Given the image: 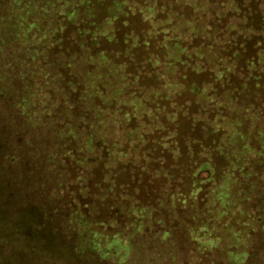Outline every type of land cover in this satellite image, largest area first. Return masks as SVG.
<instances>
[{"label": "trees", "instance_id": "1", "mask_svg": "<svg viewBox=\"0 0 264 264\" xmlns=\"http://www.w3.org/2000/svg\"><path fill=\"white\" fill-rule=\"evenodd\" d=\"M140 1L145 3L143 8ZM88 3V0H21L22 6L19 7L14 0L13 5L17 6L14 11L11 10L12 5L6 10L0 6V98L9 93L15 95L14 98H20L18 106L10 107L16 110L15 113L12 109L5 110L6 104L2 101V105L0 100V221L9 227L11 235L17 233L20 231L18 228L12 229L13 224L19 226L17 222L13 223L15 217L19 215L17 217L26 220L28 215L23 212L27 207H42L44 196L48 194L51 199L56 198L54 205L49 203L53 210L39 211L41 218H37L38 221H32L30 217L22 224L25 226L22 231H35L34 238L29 233L24 237L28 240L33 238L29 242L42 248L50 245L65 247L77 257H86L93 252L94 257L103 260V255L110 249L120 250L136 241L137 244L142 242L149 246L189 251L192 234L198 232L200 239L193 241L201 260L195 264H264V42L248 27L234 30L231 24L233 16L230 15L235 12L237 21H240L242 10L251 9L233 0H197L194 6L187 5L183 9L181 0H135L139 6L137 17L143 19L141 12L145 13L144 19L151 17L155 34L151 36L147 32L138 35L135 30L134 35L129 36L130 42L126 38L127 45L119 44L107 50L102 42L107 40L111 43L107 27L115 17H109L110 21L106 23L108 15L104 12L103 19H95ZM115 3L120 10L125 6L127 12H136L134 2L132 6L127 0ZM157 9L162 12L160 19L154 16L158 13ZM193 9L199 11V15L196 16ZM214 19L217 23L221 21L230 33L238 32L241 36V32H245L242 35L245 43L254 42L252 49L244 50L240 44L233 54L227 55L226 66H222L221 59L215 56V46L219 48L220 39L227 35L218 37L219 24ZM67 20L75 27L72 36L78 40L89 38L88 43L75 41L79 51L74 52L72 57L81 60L86 69L84 67L79 72L80 76L73 77L71 114L64 110L65 93L62 90L59 92L58 80L55 75L47 74L45 83H48L47 79L50 81L51 90L57 97L53 99L56 100L57 111L53 117L54 125H51L55 132L51 136L56 137L59 149L70 140L67 157L72 159L75 172L77 165H82V175L88 179L80 190L85 197L87 193L90 197L99 194V202L95 205L86 203L83 207L73 198L67 202L66 199L72 197L75 191L60 195L59 190L67 192L70 185L74 189L73 180L62 181L60 189L54 190L46 178L32 180L31 174L26 171L25 177L14 181L18 188L29 190L26 191L29 193V204L27 207L11 205L6 208L3 188L7 184L1 181L7 175L6 171L12 168V175H21L19 161L26 158L28 163L31 156L36 168L42 166L39 149L44 151V147L34 151L20 149L16 141L19 131L14 117L44 113V105H39L37 109L31 103L37 95L40 81L32 82L35 88L29 82L35 69L43 72V64H39L51 50L47 44L57 39L55 35L64 29L63 21ZM230 41L231 37L227 36V45ZM135 47L136 51L143 52L141 57H132V52L129 54L130 48ZM44 50H47L45 55ZM244 57L246 63L241 83H227L230 90L218 92L219 103H216L214 87L217 89V83L221 84L225 76L234 70L233 62H241ZM125 58L129 60L124 61ZM33 60L38 62L29 64ZM195 76L207 80L206 84L192 82ZM20 80L26 83L20 84ZM113 88H117L118 96H115ZM44 93L43 98L49 94L47 91ZM175 95L181 99L176 104L171 100ZM35 99L37 104L43 103L38 95ZM26 101L27 108L23 110ZM123 106L126 108L122 109ZM209 106L216 113L212 119L206 120V108L207 114L212 113ZM6 126L16 129L10 138L3 133ZM210 132L218 137L226 157H229V136L238 140L244 155L250 152L252 157V162L237 158L236 167L239 168L227 172L226 183L222 174L226 175L228 166L222 172L217 152L214 153L210 143ZM147 137L151 138L146 140ZM52 149H58V146L54 145ZM66 154L63 153V156ZM153 155L169 156L175 161L173 166L163 171L165 181L158 186L147 182V176L154 174L152 179L159 177L163 164H160L159 170L146 166L147 162L142 164ZM253 163L258 169H253ZM97 166L101 176L94 183L91 171ZM52 167L49 165L47 171L51 173ZM201 170L209 173L205 180L196 177ZM176 174L180 176L179 183ZM181 179L184 181L181 182ZM201 190L208 195V200L203 203L205 211L194 207L188 216L165 217L159 214L164 202H168L171 209L175 208L172 203L178 197L181 206L184 203L187 206L186 201H196L195 197ZM244 192H248L250 212L240 229L229 216L228 206L231 198ZM35 196L40 199H35ZM210 205L212 208H209ZM81 208H88V213L84 214ZM7 209L12 213L8 217ZM97 209H100L99 213L95 212ZM50 213L56 220H52ZM93 213L99 214L93 219L106 217L108 221L114 218L116 223L127 221L129 226L138 227L135 232L134 229L116 231L115 226L112 227L114 224H107V232L103 235L90 228L85 235L83 230L87 229L88 217L92 218ZM98 225H104V222L100 221ZM141 230V234H136ZM137 237L139 240H136ZM180 238L184 239L182 243ZM0 242L2 247L6 243Z\"/></svg>", "mask_w": 264, "mask_h": 264}, {"label": "rangeland", "instance_id": "2", "mask_svg": "<svg viewBox=\"0 0 264 264\" xmlns=\"http://www.w3.org/2000/svg\"><path fill=\"white\" fill-rule=\"evenodd\" d=\"M80 1H84V0H80ZM103 1L105 2V5L104 3L102 4ZM116 1L117 0H88L89 3L87 6L93 10V15L95 19L96 17L99 18V20L103 19L104 12H106L108 15V18L105 19L106 23L110 21L109 17H113V18L115 17L114 19L112 18L113 20H111V22H108V24L109 23L110 24L107 27L109 29L107 32V35H110V37L112 38V41L111 43H109V41L107 40L102 42V46L104 45L105 49L110 50L119 44L120 45L125 44L126 38L128 39L126 41L130 42L131 39L129 36L130 35L132 36V34L134 35L135 30H136V34L138 35L147 34V32H149L151 36L155 34V27L150 21L151 17H149L148 19H144L145 13L143 12H141L142 13L141 17L143 19L140 20L139 17H137V15H139L138 14L139 6L135 3V0H127L129 2V6H132L131 4L132 2H134L135 4L133 5V9L135 7L136 12H132V14L131 12L126 11L125 6L122 7V9L120 10L118 3L117 4L115 3ZM196 1L197 0H181L180 4L183 9L187 5L194 6ZM233 1H235V3L241 6H247L251 9V10L243 9L244 11L242 10V15H241L242 19H240V21H237L238 18L235 12L230 13V15L233 16L231 24L234 30L236 29L237 31L238 29H241L243 27H248L247 29H249L251 32L257 33L261 38H263V42H264V0H233ZM13 2L14 0H0V6L1 8H4V10H6L7 7L12 5L13 7L11 8L12 11H14L15 10L14 8H16L17 6L19 7L22 6L20 5L21 0H17V6L13 5ZM111 3L112 5H110ZM140 4H143V1H140ZM109 5L110 7H108ZM144 5L145 3L142 5L141 8H143ZM235 6L237 7L236 4ZM157 12L158 13H155L154 16L159 19L162 18L160 16L162 12L159 13L158 9H157ZM193 12L196 13V16L199 15V11L195 12V9H193ZM167 18L169 19V17ZM214 21L215 23H217V20L214 19ZM63 22H64L63 24L64 29L60 30L59 34L55 35L57 39H55L54 42L47 44L49 49L51 50L43 51V55H45V52L47 51L46 57H44L40 61L39 65L41 66L43 64L45 71L43 70V72L40 73V71L35 69V73L31 74L32 79L29 82L30 86L32 88H35L32 82L36 83L40 81L39 85L37 86L38 88L37 95L43 101V103L41 104L36 103L35 98L37 97V95H35L32 98L33 102L31 103L35 104L36 106L34 107H37V109L39 105H44V108H45L44 113H38L37 115L30 113L29 117H26V116H15L14 117V120L17 125L16 129L17 131H19V134L16 140L18 142L19 148L22 150L28 149V150L34 151L37 148H40L42 146L44 147V151L41 150L42 148L39 149L42 152V155H41L42 161H40L42 163V166L39 169L36 168L34 166L35 165V161L33 160L34 158L33 156H31L30 157L31 159L30 161H28V163L26 162L27 160L26 158H22V162L19 161V163L21 164L20 169H19L21 175L19 174L17 176L12 175L10 172L12 168L6 171L7 175L5 177L3 176L1 179L2 182L7 184V186L3 188L4 190L3 194L5 195V198H6V203H5L7 205L6 208H8V206H11V205H14V206L19 205L21 207H27V205L29 204L28 203L29 193L26 192L29 190L18 188L15 182V181H18V179H20L21 177H25L24 172L26 171L31 174L32 180L34 178H37L38 180H40L41 178H46V182L48 181L50 187H53L54 190L57 188L60 189L59 183H61L62 181L65 180L66 182H68L70 180H73V184H75L74 189H72V186L70 185L69 190H67V192H63V191L61 192V190H59L60 195H62V193L69 194L70 192L72 193L75 191V194L72 197L69 196L66 199L67 202H69V199L71 201L72 200L71 198H73L74 202L76 203L80 202L81 207H83L86 203H89V205L91 204L95 205L96 203L99 202L98 201L99 194H97L98 195L97 197L95 195H92L90 197V195H88L87 193V196L85 197L83 195L84 194L83 191L80 190L84 186V184L87 182L88 179H84V174L82 175V165L81 164L77 165V170L75 172V169H74L75 165L72 159L70 157H67L66 149L70 148L69 147L70 140L68 139L67 142L64 144L65 150L64 148L59 149L60 147H59V143L56 137L51 136L52 133L55 132L54 128H51V125H54V123L52 124L53 117H54V113L57 111L56 100L54 101L53 99H57V97L56 95H54V92L51 90L50 81L47 79L48 83H45L47 74L48 76L55 75V79L58 80V83H59L58 86L60 87L59 92L62 90L65 93L63 94V96H65L64 110H68L69 114H71L70 106L72 103H74L73 100L70 101L72 97L71 96L72 95L71 94L72 80H73L74 75L80 76L79 72L83 71L84 67L86 69V66L82 65L81 60L77 58L76 59L72 58L73 53L76 51H79V45L76 46L75 44V41H77L79 38L77 39L76 36H72L74 35L73 33L75 32V27L71 25L70 20L63 21ZM220 22L221 21L217 23L219 24L218 25L219 31L216 30L218 32L217 34L218 37L222 38V35L225 34V36L227 35L228 37H231V41L227 45V36L223 39H220V42H219V44H221L220 47L218 48V45L215 46L216 52H217L215 53V56H217L218 59H221L222 66H226L225 61L227 60V55L233 54L234 51L238 49L240 44L244 46V50H248L249 48L252 49V47L254 46V42L245 43L246 40L242 38V35H244L245 32H241V36L237 34L238 32L230 33L228 31V28L222 25ZM72 23H75V22L72 21ZM60 24H61V21H60ZM182 28L184 29V25L182 26ZM141 30H144V32L141 33ZM163 32H166V30L165 31L163 30ZM215 39L217 40L216 35H215ZM88 40L89 38L87 37L86 40L82 39L78 41L88 43ZM170 40L171 39H169V41ZM132 43L134 44V41ZM136 48L137 47L132 48V49L130 48L129 54L131 55V52H132V57H134L133 55H137L138 57L139 56L141 57L143 55V52L141 50L136 51ZM37 50L39 51V49ZM56 56L57 58H55ZM128 60L129 59L125 58L124 61H128ZM245 60L246 59L244 57L241 62H233V65H235L233 66L234 70L230 72V74H227L225 76L226 79L221 84L217 83V89L216 87H214L216 103H219L218 92L220 91H221L220 93L226 92L227 89L230 90L229 89L230 85H235V84L239 85L241 83L242 81L241 75L243 74V65L246 63V62L244 63ZM37 62H38L37 60H33L29 64L35 65ZM198 81H200L202 85V84H206L207 80H204L201 77L199 78L198 76H195L194 78H192V82L198 84L197 83ZM19 83L24 85V83L26 82L23 83L20 80ZM227 83L230 84L228 88H227ZM231 90L235 92V89L233 86H231ZM45 91H47V93L49 94H47L46 97L43 98L44 97L43 93ZM113 91H114L115 96H118L117 88L116 89L113 88ZM102 93L103 92L101 91V94ZM202 94H204V91H202ZM199 96L202 97L201 95ZM14 97L15 95L9 93V95L5 94L3 98H0L1 104H2V101L6 104L7 108H5V110L8 111L9 109H12L13 113H15L16 110L10 107H12L13 105L18 106L17 103L20 100L19 97H16V98ZM171 100L174 101L173 103L176 104V101L177 103H179L181 99H180V96L175 95ZM27 103L28 102L26 101V104L23 107V110L27 108L26 107ZM209 107L212 113L207 114L208 111L206 108V114H205L206 120L208 118L212 119L214 113H216L211 109L212 106H209ZM125 108H126L125 106L122 107V109H125ZM21 110H19L20 113H21ZM23 118L27 120H23ZM6 127L7 128H5L3 133L7 134V138H10L12 137V134L16 129L12 130L10 126H6ZM8 129H9V133H8ZM27 133L29 134V136ZM149 138L151 137H147L145 139L149 140ZM244 138H246V140L248 141L247 136H244ZM13 140L14 139H12V141ZM210 143L212 147H214L213 148L214 153L217 152L216 158L220 164V168L222 167V172H224L226 170V167L228 166V170L225 171L226 175L222 174V177L224 176L225 183H226V178L229 177L227 172L231 173V172L236 171L237 168H239V166L236 167L238 165L237 160H242L244 162H247V161L252 162V157L250 155V152L244 155L241 149V145L239 144L238 140L233 136L228 137L229 157H226L227 155L224 149L222 148V146L220 145L218 141V137L211 132H210ZM248 143L250 142L248 141ZM54 145H57L58 149H52ZM147 147L149 151L151 152L150 146L147 145ZM50 150H52L51 153H50ZM63 153H65L66 155L63 156ZM58 154H61V156L57 157ZM50 156L54 158L50 159L51 158ZM146 162H147L146 166L147 165L150 166L151 169L153 168V170H159L160 164H163L162 172H160L159 177H157L156 179H152L154 174L147 176V182L154 183V185L156 186H158V184L162 185V183L165 181V177L163 176L162 173L165 172L166 168H169L170 165L173 166L172 163L175 164L174 158L173 159L169 158V156L160 157V156L153 155V158L151 159L149 158V161L146 159L144 163L142 164L144 165ZM49 165L53 166L51 168V173L47 171V168ZM252 167L254 170L258 169L255 163L252 164ZM91 174L94 176L93 181L95 183L98 177L101 176L99 172V166H97L94 170H92ZM208 174L209 173L207 170H201L196 173V177L198 180H205L208 177ZM179 179H180L179 174H176V180H179ZM183 181L184 179H181V182ZM34 182L36 183V181ZM179 182L180 180L178 181V183ZM14 185L16 186L14 187ZM206 186H204L205 189H207ZM0 193L2 192L0 191ZM207 197L208 195H206L204 190H201L195 197L196 201H192L189 203L188 201H186L187 206H185V203L183 204V206H181L178 200L180 198L177 197V200H175L174 203H172V205H175L174 206L175 208L171 209L170 205H168V202H164L163 207H160L159 214L165 217L167 216L176 217L179 215L188 216L189 211L195 209L194 207H197V208L199 207L200 210L202 209V211H205V209H203L204 208L203 203H205L206 200H208ZM34 198L40 199L38 196H35ZM44 198L51 199L52 196L46 194ZM150 198L151 196L148 199ZM45 199H43V202L45 204L40 205L42 207H36L34 209L27 207V209L23 212L25 215H28L26 220H23L17 217L19 215L15 217V221L13 223L17 222L19 226H17L16 224H13L12 229L18 228L20 231H18L17 233L13 232L11 235V230L9 229V227L7 225H4V223L0 221V241L6 242L3 247L1 246V242H0V264H195V263H199V261L201 260L199 257V253L196 251L198 250V247L196 246V242L193 241V239L201 237V235H199L198 232H194L192 234L193 239L191 240V246H190L189 251L188 250L178 251V250H173V249L155 247L151 245L149 246V245L143 244L142 242L137 244L136 243L137 241H136L134 243H129V245L126 247H122L121 249L119 248L120 250L110 249L109 252H106L107 254L103 255L104 256L103 260L97 258L98 256L94 257L93 252H89L88 256L86 257H81V256L77 257L76 254H74L71 250H68L65 247L56 248L55 245H50V246L42 248L39 245H34L30 243L29 241H32V239L34 238L33 236H35V231L32 229L30 231H22V227L25 228V226H22V224L28 222L30 217L31 219H33L32 221H36L37 218L39 217L41 218V216H39L38 214L39 211L43 212L45 209H47L48 211L53 210V206H50L49 203L50 202L55 203L56 198L54 197L50 201H47ZM248 202H249L248 192H244L243 194L236 196V198H231L229 200L228 208L230 209V211L228 212V214L231 217V219H233V221L240 227V229H242L243 227L242 222L246 220L250 212L248 210V207H249ZM209 208H212V206L210 205ZM81 211L84 214L88 213V208H81ZM99 211L100 209L95 210V212H98V213ZM98 213L96 214L93 213L92 218L88 217L89 227L87 226V229L85 228L83 230L85 235L89 233L88 228H90L92 231L97 232V233L101 232V235H103L104 233L107 232L106 231L107 224L108 225L114 224L112 227L115 226L114 228L116 231H121V230L122 231H132L134 229V232H135V228L138 227V226H133L134 227L133 228L132 226H129L127 224V221L120 223L121 221L117 220L119 223H116V220H114V218H110L108 221H106V217L105 218L98 217V218L93 219V217H97V215H99ZM6 214L8 217V214L11 215L12 213L9 212V209H7ZM52 214L53 213H50L49 216H52ZM10 218L11 216L9 217V220ZM34 218L36 219L34 220ZM52 220H56V218L52 216ZM100 221L104 222V225L99 226L98 223H100ZM141 232H143V230H141L140 232H137L136 234H141ZM26 233H29V236L33 238L31 240L26 239L24 237ZM104 238H105L104 236L101 237L102 240ZM138 238L139 237H137L136 240H139ZM180 240L182 243L184 239L180 238ZM206 258L207 257L205 258L203 257V259H206Z\"/></svg>", "mask_w": 264, "mask_h": 264}]
</instances>
